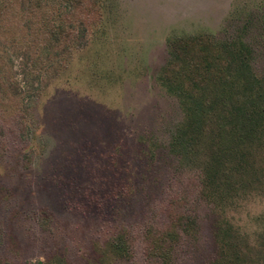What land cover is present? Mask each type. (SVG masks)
I'll use <instances>...</instances> for the list:
<instances>
[{
    "label": "rangeland",
    "instance_id": "374dc122",
    "mask_svg": "<svg viewBox=\"0 0 264 264\" xmlns=\"http://www.w3.org/2000/svg\"><path fill=\"white\" fill-rule=\"evenodd\" d=\"M58 1L0 0V264H264V185L223 209L203 197L160 83L193 38L244 45L264 79V0H79L64 19ZM62 23L86 33L46 60Z\"/></svg>",
    "mask_w": 264,
    "mask_h": 264
},
{
    "label": "trees",
    "instance_id": "16d2710c",
    "mask_svg": "<svg viewBox=\"0 0 264 264\" xmlns=\"http://www.w3.org/2000/svg\"><path fill=\"white\" fill-rule=\"evenodd\" d=\"M58 3L65 5L57 11L58 19L72 15L80 5L79 0ZM76 27L52 26L43 50L46 60L51 59L49 53L59 56L53 51L61 42L84 37L82 24ZM248 52L242 44L179 40L160 76L162 87L178 98L183 111L169 150L197 171L201 195L218 201L219 209L224 199L249 195L255 186L264 185V169L259 165L263 163L259 153L264 152V79L254 74ZM54 66L52 61L48 67ZM221 221L216 223L215 236L223 249L224 238L233 231ZM124 240L116 235L109 241L115 256L128 254Z\"/></svg>",
    "mask_w": 264,
    "mask_h": 264
}]
</instances>
